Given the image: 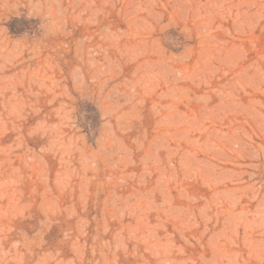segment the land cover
<instances>
[{"label":"rangeland","instance_id":"374dc122","mask_svg":"<svg viewBox=\"0 0 264 264\" xmlns=\"http://www.w3.org/2000/svg\"><path fill=\"white\" fill-rule=\"evenodd\" d=\"M0 264H264V0H0Z\"/></svg>","mask_w":264,"mask_h":264}]
</instances>
